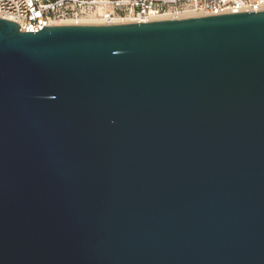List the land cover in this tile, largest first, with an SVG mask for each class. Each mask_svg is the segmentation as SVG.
<instances>
[{
  "label": "water",
  "instance_id": "water-1",
  "mask_svg": "<svg viewBox=\"0 0 264 264\" xmlns=\"http://www.w3.org/2000/svg\"><path fill=\"white\" fill-rule=\"evenodd\" d=\"M0 264H264V9L0 17Z\"/></svg>",
  "mask_w": 264,
  "mask_h": 264
},
{
  "label": "built area",
  "instance_id": "built-area-1",
  "mask_svg": "<svg viewBox=\"0 0 264 264\" xmlns=\"http://www.w3.org/2000/svg\"><path fill=\"white\" fill-rule=\"evenodd\" d=\"M264 9V0H0L22 31L45 25L113 24Z\"/></svg>",
  "mask_w": 264,
  "mask_h": 264
}]
</instances>
